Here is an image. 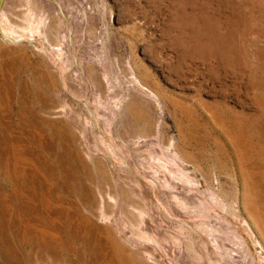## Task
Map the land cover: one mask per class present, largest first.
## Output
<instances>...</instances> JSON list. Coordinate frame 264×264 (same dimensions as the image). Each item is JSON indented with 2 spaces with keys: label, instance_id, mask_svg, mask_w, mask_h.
<instances>
[{
  "label": "rangeland",
  "instance_id": "374dc122",
  "mask_svg": "<svg viewBox=\"0 0 264 264\" xmlns=\"http://www.w3.org/2000/svg\"><path fill=\"white\" fill-rule=\"evenodd\" d=\"M0 264H264V0H0Z\"/></svg>",
  "mask_w": 264,
  "mask_h": 264
}]
</instances>
